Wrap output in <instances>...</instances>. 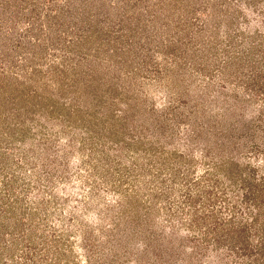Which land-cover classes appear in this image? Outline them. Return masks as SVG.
<instances>
[{"label":"rangeland","instance_id":"374dc122","mask_svg":"<svg viewBox=\"0 0 264 264\" xmlns=\"http://www.w3.org/2000/svg\"><path fill=\"white\" fill-rule=\"evenodd\" d=\"M0 264H264V0H0Z\"/></svg>","mask_w":264,"mask_h":264}]
</instances>
